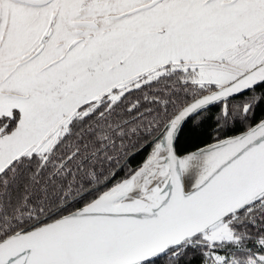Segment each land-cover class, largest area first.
Segmentation results:
<instances>
[{"label": "snow or ice", "instance_id": "1", "mask_svg": "<svg viewBox=\"0 0 264 264\" xmlns=\"http://www.w3.org/2000/svg\"><path fill=\"white\" fill-rule=\"evenodd\" d=\"M0 264H264V0H0Z\"/></svg>", "mask_w": 264, "mask_h": 264}, {"label": "trees", "instance_id": "2", "mask_svg": "<svg viewBox=\"0 0 264 264\" xmlns=\"http://www.w3.org/2000/svg\"><path fill=\"white\" fill-rule=\"evenodd\" d=\"M213 111L215 112L216 110L214 109ZM257 115H260V113H258ZM213 125H214V120L209 119L205 124V129L208 132H211ZM209 140L210 138L207 136V134L203 136L193 135L186 131L185 134L180 138L179 149L181 151L194 150L196 149L197 146H203L204 142Z\"/></svg>", "mask_w": 264, "mask_h": 264}, {"label": "water", "instance_id": "3", "mask_svg": "<svg viewBox=\"0 0 264 264\" xmlns=\"http://www.w3.org/2000/svg\"><path fill=\"white\" fill-rule=\"evenodd\" d=\"M204 146V145H203ZM195 150V149H194Z\"/></svg>", "mask_w": 264, "mask_h": 264}]
</instances>
